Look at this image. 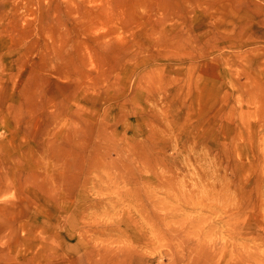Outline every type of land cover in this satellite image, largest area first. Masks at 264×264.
<instances>
[{"label":"rangeland","instance_id":"374dc122","mask_svg":"<svg viewBox=\"0 0 264 264\" xmlns=\"http://www.w3.org/2000/svg\"><path fill=\"white\" fill-rule=\"evenodd\" d=\"M0 264H264V0H0Z\"/></svg>","mask_w":264,"mask_h":264}]
</instances>
